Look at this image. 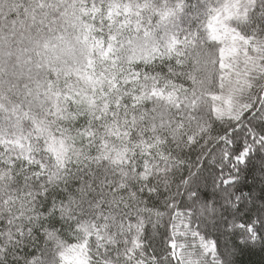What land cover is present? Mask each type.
I'll use <instances>...</instances> for the list:
<instances>
[{"label": "snow or ice", "instance_id": "1", "mask_svg": "<svg viewBox=\"0 0 264 264\" xmlns=\"http://www.w3.org/2000/svg\"><path fill=\"white\" fill-rule=\"evenodd\" d=\"M264 256V0H0V264Z\"/></svg>", "mask_w": 264, "mask_h": 264}, {"label": "trees", "instance_id": "2", "mask_svg": "<svg viewBox=\"0 0 264 264\" xmlns=\"http://www.w3.org/2000/svg\"><path fill=\"white\" fill-rule=\"evenodd\" d=\"M240 264H264V256L259 252H245L239 258Z\"/></svg>", "mask_w": 264, "mask_h": 264}]
</instances>
